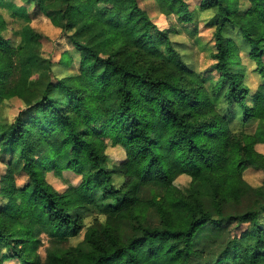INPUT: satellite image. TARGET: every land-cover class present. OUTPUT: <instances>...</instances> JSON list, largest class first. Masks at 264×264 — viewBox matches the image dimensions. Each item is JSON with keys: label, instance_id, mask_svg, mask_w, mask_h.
<instances>
[{"label": "trees", "instance_id": "trees-1", "mask_svg": "<svg viewBox=\"0 0 264 264\" xmlns=\"http://www.w3.org/2000/svg\"><path fill=\"white\" fill-rule=\"evenodd\" d=\"M24 1L52 15L64 32L76 28L68 37L80 66L75 74L57 75V63L42 55V35L17 6L13 19L28 23L12 45L0 11V107L12 97L25 105L13 122H0V147L12 157L1 179L0 264L11 258L29 264H264V182L253 187L244 177L250 167L264 171V153L256 148L264 143V81L251 91L239 68L238 43L226 35L228 28L239 33L264 78V0H247L243 11L242 0L201 1L202 8L219 13L212 55L219 78L211 86L173 41L171 32L181 29H160L140 0ZM154 1L181 23L194 20L187 0ZM63 56L59 63L69 66L71 56ZM221 94L228 114L215 101ZM237 111L244 123L258 121L253 132L233 129ZM110 144L126 152L112 167ZM15 162L28 177L23 185ZM66 170L83 180L56 190L46 172ZM183 174L210 189L214 211L202 191L187 194L176 185ZM151 182L164 192L141 197V187ZM99 196L106 206L104 226L86 229V247L65 246L84 228L78 209L96 204ZM244 198L251 200L248 209L227 213ZM152 210L156 225L149 222ZM223 222L239 229L222 256L210 259L207 229ZM42 235L51 240L44 261Z\"/></svg>", "mask_w": 264, "mask_h": 264}, {"label": "rangeland", "instance_id": "rangeland-1", "mask_svg": "<svg viewBox=\"0 0 264 264\" xmlns=\"http://www.w3.org/2000/svg\"><path fill=\"white\" fill-rule=\"evenodd\" d=\"M191 8L195 10L194 20L190 23H181L176 15H166L158 10V7L154 0H140V4L144 7L153 21L157 24L160 29H165L170 26H176L181 29L179 31L171 32V37L177 47L180 49L183 59L186 64L193 69V71L199 75L200 78L205 80L208 86L212 83H216L219 78V73L216 70L213 52H215L214 42V30L215 22L218 18L217 8H202V0H187ZM25 8L30 18L29 23L31 26L42 35V55L44 57L54 60L57 65L55 67L57 75L60 77L65 75L75 74L79 71L80 66V53L77 48L70 41L68 35L74 33L76 28L64 32L62 28L52 21V15L40 11L35 7L34 3H27L24 0H0V11L7 21L6 30L4 35L8 38L12 45H17L19 42L18 31L20 28L27 24V20L19 18L13 19V7ZM248 7L247 0H242L241 10H246ZM226 35L237 41L238 54H239V68L244 71L245 83H247L252 92L255 91L258 84L264 81L257 72H255L256 63L249 57L250 48L246 43H239V33L235 32L233 28L226 30ZM71 56L72 61L69 66H65L59 61L65 59L64 53ZM264 59V57H263ZM218 108L225 114L230 112V106L227 105L223 98V95H219L215 98ZM252 103V100H250ZM25 108L23 101L18 97H12L4 99L1 102L0 107V122L10 123L13 122L18 113ZM231 109H233L231 107ZM258 121H250L244 123L242 115L237 111L234 122L232 123L233 129L244 128L249 132H253L257 128ZM258 151L264 153V144L258 143L256 145ZM107 154V165L112 167L114 164L119 163L126 157V152L121 145L110 144L106 150ZM11 155L8 150H3L0 147V188L1 179L6 173L8 167L11 166ZM15 175L19 185H23L28 181V177L21 170L22 163L15 162ZM244 177L246 181L253 187L261 186L264 182V171L255 167L248 168ZM47 181L59 191H63L69 185H78L82 182L83 177L74 171L66 170L62 175H57L54 171L46 172ZM121 181H117L116 184L120 185ZM176 185L181 188L185 193L190 194L197 188L203 193L205 205L214 211L212 205L210 189L201 183H193L189 175L183 174L175 181ZM163 193L164 187L158 183H148L141 187L139 195L141 197H150L153 193ZM251 206V200L244 198L239 206L232 205L227 207V213L236 214L237 211H244ZM106 206L104 202L98 197L96 204H88L85 207L79 208L78 211L84 221V228L81 233L71 238L65 246L80 245L83 242L84 232L88 227L96 226L102 228L106 219ZM149 222L153 225L159 223V217L156 211L152 210L149 213ZM239 227L233 224H227L223 222L221 226H210L207 229L209 232L210 240H206L204 247L210 256V259H216L222 256V250L225 248L227 242L235 235ZM124 237L128 238L131 234V224L126 221L123 226ZM42 246L39 249V254L44 261L46 259L47 250L51 245V240L47 235H42ZM85 246L86 245H81ZM203 246V245H199ZM3 264H29L19 260L18 258L7 259ZM226 264V263H225Z\"/></svg>", "mask_w": 264, "mask_h": 264}, {"label": "crops", "instance_id": "crops-1", "mask_svg": "<svg viewBox=\"0 0 264 264\" xmlns=\"http://www.w3.org/2000/svg\"><path fill=\"white\" fill-rule=\"evenodd\" d=\"M264 144V143H263Z\"/></svg>", "mask_w": 264, "mask_h": 264}]
</instances>
